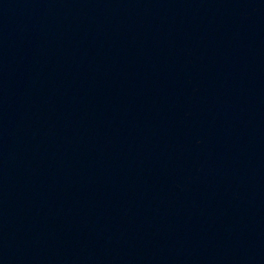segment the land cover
<instances>
[{
  "label": "water",
  "instance_id": "obj_1",
  "mask_svg": "<svg viewBox=\"0 0 264 264\" xmlns=\"http://www.w3.org/2000/svg\"><path fill=\"white\" fill-rule=\"evenodd\" d=\"M0 264H264V0H0Z\"/></svg>",
  "mask_w": 264,
  "mask_h": 264
}]
</instances>
